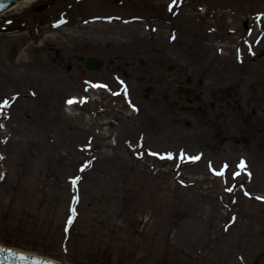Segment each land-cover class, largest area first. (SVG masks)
<instances>
[{
  "label": "rangeland",
  "instance_id": "obj_1",
  "mask_svg": "<svg viewBox=\"0 0 264 264\" xmlns=\"http://www.w3.org/2000/svg\"><path fill=\"white\" fill-rule=\"evenodd\" d=\"M207 1L212 15L190 18L196 38L180 31L183 43L165 47L203 96L178 124L167 98L142 99L137 75L130 84L143 116L117 127L111 116H82L95 102L66 110L67 96L84 93L83 76L96 78L81 74L78 57L141 58L151 34L142 25L89 21L103 13L96 0H36L0 16V102H12L0 115V244L70 264H264V0ZM38 2L51 5L40 11ZM124 3L122 16L144 14L140 0L130 11ZM216 25L224 35L208 32ZM163 28L151 43L167 46ZM236 28L241 37L229 33ZM96 129L116 132V145L86 147ZM151 147L175 159L159 161ZM179 150L200 158L178 159Z\"/></svg>",
  "mask_w": 264,
  "mask_h": 264
},
{
  "label": "flooded vegetation",
  "instance_id": "obj_2",
  "mask_svg": "<svg viewBox=\"0 0 264 264\" xmlns=\"http://www.w3.org/2000/svg\"><path fill=\"white\" fill-rule=\"evenodd\" d=\"M103 3H107L109 0H101ZM132 4L137 5L138 0H129ZM171 3V6L164 8L163 0H140V5H146L150 8H146L147 12L146 15L150 16V23L149 26L152 31H156L160 28L161 20L166 19L169 24L170 28L180 29L181 27H187L188 22L187 19H184L182 16L184 13H180L182 9H190L195 11L197 9H201L203 3H197L196 0H168ZM187 4V5H186ZM186 5V7H184ZM166 11V12H165ZM190 14L189 12H187ZM176 16L180 18L178 22L176 21ZM175 23V24H174ZM184 31H188L189 33L191 30L187 28H183ZM180 42V41H179ZM163 48L162 43H156L151 46H146L143 53L145 54L146 58H142L141 60H137V54L134 56H122L120 58L119 54H117L114 50H110L108 52V56L104 55L106 67V77L104 80H111L112 74L121 72L122 75L128 80L131 75L138 74V78L140 80H145L147 78L150 85L147 86L152 89V93L149 94L144 92V97L148 99L149 97H155L156 99L162 100L164 98V94L161 93L160 87L163 86L165 83L179 85L183 84V76L184 72L180 67L177 65H173V70L171 73H166V67L170 65L166 62L165 58L160 57L159 59H155L152 53L159 52ZM138 53V52H137ZM80 63H83V59L79 57L78 59ZM83 66V65H82ZM70 67V66H69ZM84 68V66H83ZM99 76V75H98ZM100 77V76H99ZM188 79V78H187ZM192 80V78H191ZM180 99L186 100L184 95L179 96ZM180 112V110H178ZM181 121L180 115L177 114L173 117L174 123H179ZM185 123H188L185 121Z\"/></svg>",
  "mask_w": 264,
  "mask_h": 264
},
{
  "label": "water",
  "instance_id": "obj_3",
  "mask_svg": "<svg viewBox=\"0 0 264 264\" xmlns=\"http://www.w3.org/2000/svg\"><path fill=\"white\" fill-rule=\"evenodd\" d=\"M20 0H0V13L10 6L14 5ZM181 92H184L187 97L194 95V91L189 88H181ZM176 94V92L174 93ZM196 100L200 99V96L195 95ZM0 264H59L58 262L37 257L34 255L19 252L12 248L0 246Z\"/></svg>",
  "mask_w": 264,
  "mask_h": 264
},
{
  "label": "bare ground",
  "instance_id": "obj_4",
  "mask_svg": "<svg viewBox=\"0 0 264 264\" xmlns=\"http://www.w3.org/2000/svg\"><path fill=\"white\" fill-rule=\"evenodd\" d=\"M36 0H21V1H19L18 3H16L15 5H13L12 7H10L5 13H3L2 15H4V14H7V13H9V12H12V11H14V10H16L17 8H19V7H22V6H25V5H29V4H31V3H34ZM2 15H0V16H2ZM74 107V106H73ZM72 106L71 107H69L68 109H67V111L70 113V112H72Z\"/></svg>",
  "mask_w": 264,
  "mask_h": 264
},
{
  "label": "snow or ice",
  "instance_id": "obj_5",
  "mask_svg": "<svg viewBox=\"0 0 264 264\" xmlns=\"http://www.w3.org/2000/svg\"><path fill=\"white\" fill-rule=\"evenodd\" d=\"M7 104H8V101H4V105L6 106ZM192 159H198V157H193ZM73 183H75V180L73 181ZM258 199H260V198L258 197ZM73 212H74V210H73ZM69 223H71V218L69 219Z\"/></svg>",
  "mask_w": 264,
  "mask_h": 264
}]
</instances>
